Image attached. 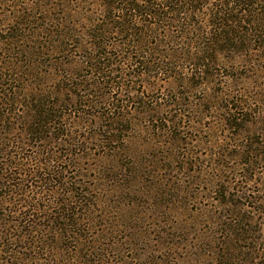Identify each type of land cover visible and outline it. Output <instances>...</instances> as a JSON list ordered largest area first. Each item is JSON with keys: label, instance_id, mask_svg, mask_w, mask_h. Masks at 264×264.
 Listing matches in <instances>:
<instances>
[{"label": "rangeland", "instance_id": "obj_1", "mask_svg": "<svg viewBox=\"0 0 264 264\" xmlns=\"http://www.w3.org/2000/svg\"><path fill=\"white\" fill-rule=\"evenodd\" d=\"M68 1L0 0V77L14 87V94L20 92V100L39 95L31 105L40 107V89L57 91L60 82L67 85L59 74L83 55L76 45L62 51L54 34L59 24L45 19L44 11L49 17L55 14L59 29L68 30L60 19L64 16L77 29L75 23L91 17L100 0ZM249 54L222 53L207 76L193 80H188L191 72L184 64L181 77L188 79L163 73L154 74L155 82L145 75L132 78L126 95L133 100L142 92L145 105L155 111L143 116L133 110L137 103L128 104L116 142L100 147L103 139L97 136L75 150L71 147L72 156L64 151L67 146L48 144L45 153L42 144H12L10 140L28 139L17 130L20 119L0 122V149L12 152L13 163L54 164L86 187L94 210L83 232L87 239L63 243L68 248L61 244L58 264H221L218 256L234 243L228 225L248 230L244 237L253 239L237 241L236 247L264 253V56ZM59 95L71 99L61 91ZM179 99L186 105H170ZM227 105H237L233 112L238 120L225 116ZM5 108L0 105V110ZM76 109L64 117L73 124L67 126L72 127L71 136L73 131L101 134L110 123L98 117L113 113ZM172 118L180 122L179 128L164 123ZM7 123L13 129L5 135L1 129ZM169 125L170 130H158ZM38 149L40 161L24 159ZM69 252L72 257H67Z\"/></svg>", "mask_w": 264, "mask_h": 264}, {"label": "trees", "instance_id": "obj_2", "mask_svg": "<svg viewBox=\"0 0 264 264\" xmlns=\"http://www.w3.org/2000/svg\"><path fill=\"white\" fill-rule=\"evenodd\" d=\"M97 6L91 17H85L78 25L75 23L77 29L72 28L74 23L65 16L61 17L68 30L59 29L55 14L49 17L48 10L44 11L45 19L52 18L59 24L54 34L60 37L58 43L62 51L76 45L83 55L78 62H69V67L59 74L67 85L60 82L59 91L40 89V107L37 103L31 105L32 97L39 95L33 93L28 100H20V92L14 94V87L0 77V105L9 107L4 109L7 112L0 110V122L20 119L22 125L17 130L28 137L26 141L10 140L12 144L25 145L31 141L42 144L41 152L45 153L48 144L67 146L64 151H71L67 153L72 156V148L75 150L82 142L101 136L103 142L99 145L104 147L101 143L118 140L119 134L115 132L121 131L117 126L128 104L137 103L133 110L143 116L155 111L145 105L142 92V96L133 100L126 95L132 90L127 85L132 78L142 75L154 78V74L163 73L170 79H188L181 77L184 64L191 72L188 80H193L207 76L206 72L217 64L216 57L222 53L245 56L254 51L264 56V0H100ZM68 21L72 24L68 25ZM60 91L71 99L63 100ZM182 101L179 99L170 105L185 106ZM77 106L87 110H112L110 117H98L104 120L106 117L110 124L105 125L101 134L100 130L73 131L71 136L72 127L67 126L73 124L64 117L68 111L79 112ZM234 109L227 105L225 116L238 120L239 114L233 112ZM90 115L95 116V113ZM76 120L81 127V120ZM165 122L173 123L175 128L180 126L175 118L165 119ZM165 126H158V130L171 129L170 125ZM12 129L7 123L1 130L8 135ZM58 140L61 143H57ZM246 152L251 153L252 149ZM10 153L5 146L0 149V154L5 156L0 166V264H58L61 244H78L87 239L83 232L89 229L94 210L85 196L86 187L76 181V175L68 179L66 168L61 170L48 163H13L15 159ZM24 159L40 161V150ZM247 162L249 159L244 161ZM235 226H227L234 243L226 252L222 251L218 261L221 264H264V253L253 252L254 247H247V251L242 250L245 247H236L237 241L253 239L244 237L248 230L241 231ZM71 253L67 257H72Z\"/></svg>", "mask_w": 264, "mask_h": 264}]
</instances>
